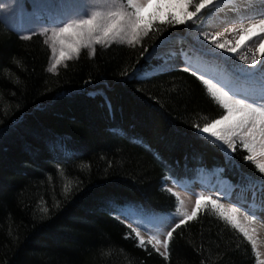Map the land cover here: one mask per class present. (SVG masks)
<instances>
[{
  "label": "trees",
  "instance_id": "obj_1",
  "mask_svg": "<svg viewBox=\"0 0 264 264\" xmlns=\"http://www.w3.org/2000/svg\"><path fill=\"white\" fill-rule=\"evenodd\" d=\"M179 29L157 24L135 47L81 51L50 73L45 39H25L0 15V264H255L251 244L209 207L176 230L168 260L115 217L173 213L166 177L261 181L247 152L229 159L195 135L223 114L201 80L135 76L144 49Z\"/></svg>",
  "mask_w": 264,
  "mask_h": 264
},
{
  "label": "snow or ice",
  "instance_id": "obj_2",
  "mask_svg": "<svg viewBox=\"0 0 264 264\" xmlns=\"http://www.w3.org/2000/svg\"><path fill=\"white\" fill-rule=\"evenodd\" d=\"M214 3L216 0H199L198 3L196 0H182L180 6L183 11L180 14H175L171 11L174 7L173 0H126V4H118L112 0L107 4L105 11H94L87 18L75 19L52 32L49 37L52 62L47 71L57 73L58 66L63 64L66 67L65 62L78 57L82 48L90 49L89 55L92 56L95 54L94 45L106 46L117 42L135 47L157 24L172 27L189 22L195 24L202 10L212 7ZM190 8L194 10H189ZM250 19L252 22L239 23L237 26L227 28L224 32H217L211 37L205 35L204 39L210 44H214L218 49L236 53L245 41L252 40L253 37L264 36V18L253 17ZM156 30L159 31V29ZM225 32L240 33V39L234 46L229 47L230 42L227 40L223 43L219 41ZM24 38L29 39L30 37ZM144 51L147 52L148 49L145 48ZM257 52L264 55V40L260 42ZM141 55L143 56V53ZM242 59L245 64L255 68L260 60V55L254 53L250 60L247 57H242ZM261 63L264 64V61ZM183 70L192 71L193 75H196V71L190 66H186ZM123 74L127 76L129 73L125 71ZM199 78L214 101L223 109V114L217 119H211L203 126L194 124L193 127L197 130L195 135L214 145L218 141L221 142L220 145H217L218 147L226 145L227 147L222 150L229 159L231 156L228 150L235 152L239 145L242 150L248 153L244 159L253 162L256 169L264 174V159H257V157L264 158V77L261 78L258 96L253 99L238 98L236 93L230 94L224 87L214 83L212 79H205L203 75H200ZM168 191L176 196L178 201L175 214L180 217L179 222L175 223L174 227L166 234H161L163 239L160 238V235H149L145 239L138 227L128 225L135 233L138 247L146 249L147 246H151L165 260H168L170 241L176 230L186 222L196 219L203 208L211 205L223 220L243 234L255 250L256 241L253 238L255 229L251 227L257 220L255 213L241 212L239 206L225 208L218 199L205 195L197 196L194 206L191 211H188L185 208L184 200L180 199L179 195L171 188ZM41 211L47 213L48 209L43 208ZM240 217H243V222Z\"/></svg>",
  "mask_w": 264,
  "mask_h": 264
},
{
  "label": "rangeland",
  "instance_id": "obj_3",
  "mask_svg": "<svg viewBox=\"0 0 264 264\" xmlns=\"http://www.w3.org/2000/svg\"><path fill=\"white\" fill-rule=\"evenodd\" d=\"M111 2L112 0H0V15L3 23L14 29L20 36L29 37L31 35H40L45 39L50 49V67L52 52L50 48L51 40L49 37L52 35V32L58 27H63L65 23H71L78 18H87L94 11H105L107 4ZM115 2L118 4H126V0H115ZM173 2L174 7L171 11L175 14H180L183 11V8L180 6L182 5V0H173ZM196 2L198 3L199 0H196ZM232 4L229 5V7H231ZM189 10L194 9L190 8ZM219 11H221V9L212 8L208 12L206 9L202 10L195 24L189 22L180 25V31L162 38L155 43V45L149 47L144 55L145 65L134 72L135 76L139 78H148L152 75L173 70H183L186 66H190L196 71L195 76L199 80H201L199 76L203 75L205 79H212L214 83L224 87L230 94L236 93L238 98H257L260 90V85H257V81L261 82V79L242 82L241 75L237 74L238 71H235L237 69L234 65L246 68V66H239L240 63L244 64L242 57H250L252 54L251 51L257 50L260 42L264 40V36L253 37L252 40H248V42L245 41L232 57L229 56L228 52L225 50L221 52L223 55L214 58H204L199 52V46L198 48L193 46L194 43L192 38L194 37L192 33H194L203 22L215 16ZM246 22L247 21H244V23ZM218 31L222 32L219 29L214 32L217 33ZM235 37L239 38H235L233 43H230L231 46H234L240 39V33L238 32ZM112 44L129 46L125 43L117 42L107 44L106 46ZM94 47L96 49V47H105V45H94ZM165 48L167 51H165ZM81 51L89 53L90 49L82 48ZM213 59L215 62H209ZM223 68L227 70L226 72L228 73H225ZM229 69L233 71V74H231ZM188 72L192 73V71ZM253 82H256V84ZM220 144L221 142L218 141L217 145ZM226 147V145H223V148ZM219 148L225 154L222 147ZM237 149L242 150L239 145H237ZM228 151L231 152L230 156L232 157L234 152L231 150ZM257 159L260 160L264 158L257 157ZM251 163L254 164L253 162ZM219 172L220 171L209 173L205 170H200L194 180L183 184L174 182L172 179L166 177L162 180V184L164 190L168 193H170L168 189L171 188L173 192L179 195L180 199L184 200L185 208L188 211H191L197 196L205 195L211 196L213 199H218L225 208L239 206L241 212H247L248 214L255 213L257 220L251 225V227L255 229L253 238L256 241V248L253 252L255 264H261V262H264V174H261V181L256 183L247 182L233 185L226 179H222ZM174 197L176 199V196ZM206 207L212 209L211 205ZM175 210L170 215L152 220L143 216L134 207H125L115 217L126 225L138 227L141 235L145 239H147L149 235H160V238L163 239V235L161 234H166L168 230L174 227L175 223L179 222L180 217L175 214ZM240 219L243 222V217H240ZM161 251H163V249H161Z\"/></svg>",
  "mask_w": 264,
  "mask_h": 264
},
{
  "label": "bare ground",
  "instance_id": "obj_4",
  "mask_svg": "<svg viewBox=\"0 0 264 264\" xmlns=\"http://www.w3.org/2000/svg\"><path fill=\"white\" fill-rule=\"evenodd\" d=\"M231 4L232 6L229 7V5ZM212 8L221 9V11H219L212 18H209V20L203 22V24L194 33H192V36L194 37L192 38L193 43H194L193 46L195 48L196 47L198 48L199 46L198 49L200 51L199 50L197 51H199L203 55L204 58H214L216 56L223 55L221 54V52L225 51V49H218L215 47L214 44H210L207 40L204 39L205 35L211 37L216 34L214 31L218 29L224 32L225 29L235 27L239 23H244V21H247L245 23L247 24L249 22H252L250 18H253V17L257 19L264 18V15H262L264 14V0H216V3H214L212 7L206 9V11L208 12ZM237 33L238 32H235V33L225 32V35L223 37H220L219 41L223 43L225 40H227L230 43H233V40L235 38H239V37H235ZM230 43H229V47H231ZM165 51H167L166 48H165ZM251 52H252L251 56L248 57L249 60L252 58L254 53H256L257 55H260V60L258 61L255 68H253L249 64H245V63L242 64L240 62H238L240 63L239 66L240 65L246 66L247 69L238 67V65H234V67L237 69V70L235 69L234 70L236 72L238 71L237 74L241 75L242 82L246 80H258L264 77V64L261 63L262 61H264V55L259 54L257 50L251 51ZM228 55L232 57L233 55H235V53L228 52ZM209 62L213 63L215 62V60L213 59L212 61H209ZM242 70H247V71H242ZM224 71L225 73H228L226 72L227 70L224 69ZM229 71L231 72V74H233L232 70L229 69ZM253 83L256 84V82H253ZM257 85H260V82L257 81ZM229 154H231L230 151H229Z\"/></svg>",
  "mask_w": 264,
  "mask_h": 264
}]
</instances>
